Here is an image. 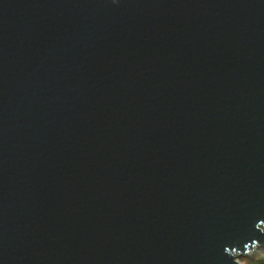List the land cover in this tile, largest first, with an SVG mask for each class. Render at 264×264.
I'll return each mask as SVG.
<instances>
[{"label": "water", "instance_id": "1", "mask_svg": "<svg viewBox=\"0 0 264 264\" xmlns=\"http://www.w3.org/2000/svg\"><path fill=\"white\" fill-rule=\"evenodd\" d=\"M263 251L264 0H0V264Z\"/></svg>", "mask_w": 264, "mask_h": 264}, {"label": "trees", "instance_id": "2", "mask_svg": "<svg viewBox=\"0 0 264 264\" xmlns=\"http://www.w3.org/2000/svg\"><path fill=\"white\" fill-rule=\"evenodd\" d=\"M244 261H246L247 264H264V251L259 253V254H256V255H252L250 257L243 258L242 262H244Z\"/></svg>", "mask_w": 264, "mask_h": 264}, {"label": "rangeland", "instance_id": "3", "mask_svg": "<svg viewBox=\"0 0 264 264\" xmlns=\"http://www.w3.org/2000/svg\"><path fill=\"white\" fill-rule=\"evenodd\" d=\"M249 257H250V256H249ZM242 259H243V258H240V260H241V263H242V264H245V263L247 264V262H246V261L242 262Z\"/></svg>", "mask_w": 264, "mask_h": 264}]
</instances>
